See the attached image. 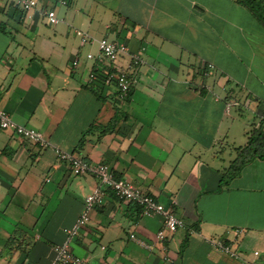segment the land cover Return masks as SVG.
Segmentation results:
<instances>
[{
	"label": "crops",
	"instance_id": "obj_1",
	"mask_svg": "<svg viewBox=\"0 0 264 264\" xmlns=\"http://www.w3.org/2000/svg\"><path fill=\"white\" fill-rule=\"evenodd\" d=\"M40 1L58 24L0 0V108L52 146L107 164L185 224L158 240L161 218L107 191L71 252L84 264H240L214 238L264 264V158L228 173L252 130L264 129L258 19L237 0ZM81 34L128 51L110 66L88 59L97 47L82 44ZM133 56L143 63L130 69L121 101L102 77ZM246 111L256 120L242 117ZM98 185L92 174L74 176L51 148L0 130V264H54V246Z\"/></svg>",
	"mask_w": 264,
	"mask_h": 264
},
{
	"label": "built area",
	"instance_id": "obj_2",
	"mask_svg": "<svg viewBox=\"0 0 264 264\" xmlns=\"http://www.w3.org/2000/svg\"><path fill=\"white\" fill-rule=\"evenodd\" d=\"M51 2L61 6H66L68 3L67 0H51ZM8 3L11 7L23 12L37 10L49 25H56L60 22L54 8H49L48 6L43 7L40 0H8ZM81 43L85 45L95 44L97 47V55L94 56L93 54L88 53L87 58H97L107 63L108 66H110L111 63L116 62L128 51V47L125 43H117L107 37L96 39L87 34H81ZM76 63L77 60L74 61V64ZM142 63L143 61L139 57L133 56L127 68H119L117 72L113 71L107 75L105 81L114 82L116 87V97L118 100L124 101L131 91L132 71H130V69L142 65ZM207 67L212 68L213 66L212 64H208ZM89 79L95 80V74L91 72ZM6 129L12 130L20 138L30 141L40 148H51L56 154L58 160L67 163L74 176L92 174L99 182L98 187L86 196L82 211L75 223L64 230L66 234L65 241L54 246V264H84V260L81 257L76 256L71 252L70 244L73 238L78 235L80 230L84 228L89 221L93 208L102 204L107 191L111 192L118 200L138 205L142 216H157L161 218L163 229L159 230L156 234V239L158 240L164 239L166 233L174 234L178 229L184 227V221L176 216L172 210L168 209L153 196L142 192L130 182L117 178L107 164L90 163L79 156L52 146L42 132L31 127L17 124L9 117L6 111L0 108V130ZM234 233L238 236L242 233V230L236 229ZM130 238L134 239V235L131 234ZM210 243L215 249L240 260V264H253L246 260H241L240 254L237 250L221 239L212 238L210 239ZM254 255H258V252H254Z\"/></svg>",
	"mask_w": 264,
	"mask_h": 264
},
{
	"label": "trees",
	"instance_id": "obj_3",
	"mask_svg": "<svg viewBox=\"0 0 264 264\" xmlns=\"http://www.w3.org/2000/svg\"><path fill=\"white\" fill-rule=\"evenodd\" d=\"M237 1L241 5L249 9L250 12L258 19V21L264 27V0H237ZM112 71L113 70H109L108 72H106V74L108 75ZM98 77L100 76L98 75ZM106 77L107 76L102 77L103 83L105 82ZM263 115H264V111H263ZM261 121H264V118ZM254 158H264V129L262 127H258L252 130L246 145L243 148H239L238 156L234 159V161L230 164L229 167L230 172L228 171V173L229 175H231L230 177L237 174L240 167H242L245 163L249 162Z\"/></svg>",
	"mask_w": 264,
	"mask_h": 264
},
{
	"label": "rangeland",
	"instance_id": "obj_4",
	"mask_svg": "<svg viewBox=\"0 0 264 264\" xmlns=\"http://www.w3.org/2000/svg\"><path fill=\"white\" fill-rule=\"evenodd\" d=\"M262 33V32H261ZM261 37L262 38H259L254 36V43H256L257 45L259 44V46L261 45L260 43H264V32L261 34ZM252 69H253V72H255V68L254 66L252 65ZM235 70H237V73L238 74H242V69L240 67V64L239 65H236L235 67ZM243 115H241L242 117L246 118V120H250V123L253 122L254 120H256V118H254V114L249 112V111H246L244 113H242ZM254 127L251 125V129H253Z\"/></svg>",
	"mask_w": 264,
	"mask_h": 264
}]
</instances>
